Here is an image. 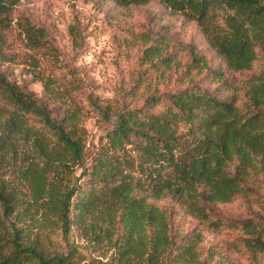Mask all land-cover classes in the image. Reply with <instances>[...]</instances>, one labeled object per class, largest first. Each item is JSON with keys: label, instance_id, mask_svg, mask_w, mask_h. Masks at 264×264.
<instances>
[{"label": "trees", "instance_id": "obj_1", "mask_svg": "<svg viewBox=\"0 0 264 264\" xmlns=\"http://www.w3.org/2000/svg\"><path fill=\"white\" fill-rule=\"evenodd\" d=\"M21 1L0 0V31ZM112 1L125 6L149 0ZM159 1L196 21L212 50L231 70L249 69L254 47L264 49V0ZM23 29L28 46L37 47L43 28L27 23ZM69 33L76 47L77 32L70 28ZM159 51L158 45L149 46L143 59L149 61ZM193 56L200 68L206 65L202 55ZM7 58L0 46V65ZM165 59L169 57H162L161 63L171 65ZM222 75L217 73L218 78ZM247 86L249 102L243 106L236 104L233 95L220 98L213 90L190 83L151 94L141 105L103 106L101 115L107 120L112 114V126L105 129L104 142L86 163L84 136L74 110L64 108L57 113L50 99L42 100L26 86L10 81L0 68V152L14 150L22 138L30 140L29 162L18 167L21 187L29 195L27 207L45 208L57 218L64 235L76 225L96 237L101 217L98 213L96 218V213L111 200L120 210L118 239L123 253L145 229H151L153 248H163L178 236L171 232L167 207L157 203L170 199L207 229L238 228L240 248L257 264L264 256V214L234 221L214 211L217 204L240 195L258 202L264 211V197L249 186L257 176L264 185V72L251 78ZM76 168L80 169L78 176H71ZM53 171L55 176L48 179ZM3 175L0 171V204L10 230L0 231V264H72L71 254L49 256L36 244L22 241L23 226L6 215L14 214L17 191L23 188L11 185ZM82 176L87 177L84 187L77 181ZM58 178L66 182L58 185ZM201 237L196 229L179 235L185 243L181 254L193 257V246ZM218 259L223 260V252Z\"/></svg>", "mask_w": 264, "mask_h": 264}, {"label": "rangeland", "instance_id": "obj_2", "mask_svg": "<svg viewBox=\"0 0 264 264\" xmlns=\"http://www.w3.org/2000/svg\"><path fill=\"white\" fill-rule=\"evenodd\" d=\"M27 23L44 30V36L35 48L29 47L25 40L23 28ZM70 28L77 32L76 47ZM0 33L1 49L8 56L0 65L1 70L10 81L26 86L42 100L50 99L57 113H62L64 108L74 110L84 136L86 163L104 142L105 129L112 126L113 115L110 114L107 120L101 115L103 106L141 105L151 94L177 90L189 83L209 88L220 98L233 95L236 104L243 106L249 102V80L264 72L261 46L254 47L255 58L249 69L231 70L212 50L196 21L173 12L159 0L125 6L112 0H24L14 6L7 27ZM153 45L159 46V54L149 61L143 59L144 49ZM193 54L202 55L206 65L202 68L196 65ZM165 56L169 59L163 61L171 65L161 63ZM217 73H222V77L218 78ZM29 141L22 138L14 150L0 152L3 176L12 181L11 185L23 188L17 191L14 214L6 217L23 226L21 238L24 243L36 244L49 256L71 254L72 264H214L215 261L254 264L250 254L240 248L242 233L238 228L207 229L170 199L157 203L165 205L170 212L171 232L179 236L192 229L201 231V241L193 246V257L181 254L185 243L178 236L167 246L154 249L151 229L141 231L134 245L123 253V245L118 239L122 231L118 222L120 210L111 200H106L96 213V218L98 213L101 217L95 228L98 234L95 239L91 237L93 233L89 235L83 227L76 225L64 235L57 218L45 208L27 207L29 195L21 187L22 171L18 167H23V161L29 162ZM79 172L76 168L71 176H78ZM51 176H55V171L48 173L47 178ZM61 180L58 178V185L66 182V179ZM86 180L87 177L82 176L77 181L84 187ZM261 181L262 177L257 176L249 186L264 197ZM214 211L234 221L264 214L258 202L249 201L243 195L228 203L217 204ZM0 220H4L1 204ZM1 224L0 231L10 230V221L5 219ZM221 252L223 260L218 259ZM257 264H264V256Z\"/></svg>", "mask_w": 264, "mask_h": 264}]
</instances>
